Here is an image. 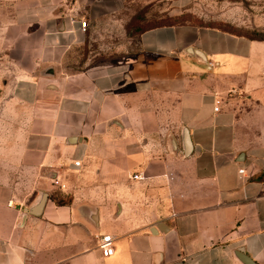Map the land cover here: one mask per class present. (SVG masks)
Instances as JSON below:
<instances>
[{
    "label": "crops",
    "instance_id": "1",
    "mask_svg": "<svg viewBox=\"0 0 264 264\" xmlns=\"http://www.w3.org/2000/svg\"><path fill=\"white\" fill-rule=\"evenodd\" d=\"M5 1L29 114L0 144V264H264V40L168 23L117 45L125 0Z\"/></svg>",
    "mask_w": 264,
    "mask_h": 264
},
{
    "label": "rangeland",
    "instance_id": "2",
    "mask_svg": "<svg viewBox=\"0 0 264 264\" xmlns=\"http://www.w3.org/2000/svg\"><path fill=\"white\" fill-rule=\"evenodd\" d=\"M171 3L173 0H125V7L116 13V18L121 21L113 30L117 34V45L124 43L120 34L132 37L142 29L162 22L194 23L247 36H254V31H258L254 26L256 19H262L260 26H264V0H180V12L164 13ZM10 15L9 2L0 0V29L9 22ZM259 34L264 36V29ZM96 50H99L97 45ZM119 52L116 49L96 51L93 59H114ZM14 75L7 56L0 54V144L23 135L28 127V108L13 103L7 89V82Z\"/></svg>",
    "mask_w": 264,
    "mask_h": 264
},
{
    "label": "built area",
    "instance_id": "3",
    "mask_svg": "<svg viewBox=\"0 0 264 264\" xmlns=\"http://www.w3.org/2000/svg\"><path fill=\"white\" fill-rule=\"evenodd\" d=\"M86 21L85 20H82L80 22V26L85 29L86 27ZM217 110V108H215ZM80 164L79 161H75L74 162V165L75 166H78ZM243 169H240L239 170V173H243ZM133 178L137 179V178H140V174H136L134 173L132 175ZM97 240H98V247L101 251V254L104 255V256H109L113 253V238H112V235L110 234H101V235H98L97 236Z\"/></svg>",
    "mask_w": 264,
    "mask_h": 264
},
{
    "label": "water",
    "instance_id": "4",
    "mask_svg": "<svg viewBox=\"0 0 264 264\" xmlns=\"http://www.w3.org/2000/svg\"><path fill=\"white\" fill-rule=\"evenodd\" d=\"M190 51H194L197 55H199L200 57L203 58V54H202V52H200L199 50H195V49H193V50H190ZM183 135H184V142H185L186 148L188 149V147H189V141H188V136H187L186 129H183ZM187 149H186V150H187ZM41 203H42V199H41V201L39 202L38 206L35 208V211H38V210H39ZM235 256H236V258H237L238 260H240L241 262H245V263H247V264H254V263L252 262V260H251L249 257H247L246 255H244V254L242 253L241 249H237V250L235 251Z\"/></svg>",
    "mask_w": 264,
    "mask_h": 264
},
{
    "label": "trees",
    "instance_id": "5",
    "mask_svg": "<svg viewBox=\"0 0 264 264\" xmlns=\"http://www.w3.org/2000/svg\"><path fill=\"white\" fill-rule=\"evenodd\" d=\"M168 23H171V24H182V23H176V22H162V23H160V24H168ZM194 24V23H193ZM156 25H159V24H152L151 26H148V27H146V28H149V27H154V26H156ZM197 25V24H196ZM215 28V27H214ZM145 29V28H144ZM219 29V28H218ZM221 30V29H220ZM223 31H225V30H223ZM226 32H228V31H226ZM259 32H260V30H258V31H254V36H247V35H245V34H237V35H243V36H246V37H248V38H250V39H259V40H264V36L263 35H260L259 34ZM231 33V32H230ZM233 34H235V33H233Z\"/></svg>",
    "mask_w": 264,
    "mask_h": 264
}]
</instances>
